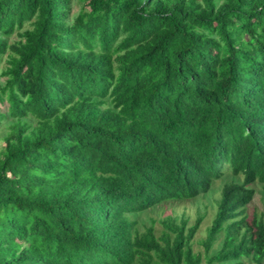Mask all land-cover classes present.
Segmentation results:
<instances>
[{"label": "trees", "instance_id": "16d2710c", "mask_svg": "<svg viewBox=\"0 0 264 264\" xmlns=\"http://www.w3.org/2000/svg\"><path fill=\"white\" fill-rule=\"evenodd\" d=\"M78 1L0 0V264H263L264 0Z\"/></svg>", "mask_w": 264, "mask_h": 264}, {"label": "rangeland", "instance_id": "374dc122", "mask_svg": "<svg viewBox=\"0 0 264 264\" xmlns=\"http://www.w3.org/2000/svg\"><path fill=\"white\" fill-rule=\"evenodd\" d=\"M80 8V3L78 0H72L70 16L76 13ZM15 38V36H11ZM10 39V42L12 41ZM4 60L0 62V68L3 67ZM3 79V78H1ZM242 178V175H238ZM239 178V179H240ZM238 177L234 176L229 169H225L223 176L213 181L211 188L205 194H201L191 199L185 200H168L161 202L153 207L145 209L136 215L139 227L148 226L152 222L154 224L155 234L157 236L161 235L163 232V219L166 216H171L170 218L179 220L181 218H187L189 225L195 222L198 216H202V221L200 227L196 232L192 240V248L195 252H204L203 241L208 232V228L212 223L215 216L217 205L221 198V189L225 183L238 182ZM255 189V194L252 197L251 202L247 205L246 215L247 220L250 222L253 211H256L258 215L263 212V202H264V191L262 185L258 182H254L251 185ZM222 235L220 234L214 244L211 246L210 251H215L221 245ZM201 264H205V259L202 256ZM217 264V263H215ZM222 264V263H220ZM240 264H254L248 258L242 257L240 259ZM264 264V262H263Z\"/></svg>", "mask_w": 264, "mask_h": 264}, {"label": "clouds", "instance_id": "9594fccd", "mask_svg": "<svg viewBox=\"0 0 264 264\" xmlns=\"http://www.w3.org/2000/svg\"><path fill=\"white\" fill-rule=\"evenodd\" d=\"M230 172L232 173L231 170H230ZM232 174H233V173H232ZM221 176H223V174H222ZM221 176H220V177H221ZM234 176H235V175H234ZM220 177H219V178H220ZM217 179H218V178H217ZM215 180H216V179H215ZM211 185H212V184H211ZM222 187H223V186H222ZM210 188H211V187H210ZM209 190H210V189H209ZM205 193H206V192H205ZM205 193H202V194H205ZM199 195H201V194H198V195H196V196H199ZM196 196H195V197H196ZM192 198H194V197H192ZM188 199H191V198H188ZM182 200H185V199H182ZM166 201H168V200H166ZM162 202H164V201H162ZM160 203H161V202H160ZM158 204H159V203H158ZM155 205H157V204H155ZM155 205H153V206H155ZM153 206H151V207H153ZM149 208H150V207H149ZM147 209H148V208H147ZM138 214H139V213L133 214V218L136 217V215H138Z\"/></svg>", "mask_w": 264, "mask_h": 264}]
</instances>
